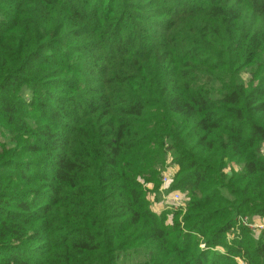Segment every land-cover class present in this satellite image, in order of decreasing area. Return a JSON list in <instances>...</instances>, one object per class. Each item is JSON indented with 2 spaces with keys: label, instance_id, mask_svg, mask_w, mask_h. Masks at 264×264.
<instances>
[{
  "label": "trees",
  "instance_id": "16d2710c",
  "mask_svg": "<svg viewBox=\"0 0 264 264\" xmlns=\"http://www.w3.org/2000/svg\"><path fill=\"white\" fill-rule=\"evenodd\" d=\"M263 149L264 0H0V264H264Z\"/></svg>",
  "mask_w": 264,
  "mask_h": 264
},
{
  "label": "rangeland",
  "instance_id": "374dc122",
  "mask_svg": "<svg viewBox=\"0 0 264 264\" xmlns=\"http://www.w3.org/2000/svg\"><path fill=\"white\" fill-rule=\"evenodd\" d=\"M243 78L245 80L248 79V75L245 73L243 74ZM28 92V91H26ZM165 148H167V146H165ZM262 153L264 154V149L262 150ZM166 158H165V165L164 168L162 169L160 176L161 175H166L170 178V181L167 185H164L161 180H160V184L155 187V188H151L149 187V190H153V194L150 195V208L158 213V214H164L165 216H167V221L166 223H171L172 219L177 218V220H179L181 222V218L183 215L186 214V209L188 206V203L190 201V195L187 191L185 190H176V189H172V176L174 175V173L177 171V165L173 162V157L175 155H173L172 151H167L166 152ZM230 167H232L233 169H237L240 170L241 166L235 162H231L229 163V165L226 166V168L224 169L225 171L229 169V174L230 172ZM228 174V175H229ZM219 189V194L229 197L227 192H225L224 190ZM178 191L179 194L182 197V204L177 206L174 205L173 202L170 199L169 193L170 192H175ZM250 219H257L255 221H260V219H264V218H260V217H251ZM260 222H264V220H261ZM263 231V230H261ZM261 231H259L258 233H253L255 235H258L259 233H261ZM229 236H231V234H227L226 235V241L231 240V238H229ZM201 247H203V245H200ZM212 250L214 252L220 253L223 251V249L221 247H213ZM241 261V260H240ZM242 262V261H241ZM244 263V262H242Z\"/></svg>",
  "mask_w": 264,
  "mask_h": 264
},
{
  "label": "built area",
  "instance_id": "2783aa9c",
  "mask_svg": "<svg viewBox=\"0 0 264 264\" xmlns=\"http://www.w3.org/2000/svg\"><path fill=\"white\" fill-rule=\"evenodd\" d=\"M160 180L164 185H167L170 181V178L163 174L160 176ZM169 196L174 205L179 206L182 204V197L178 191L170 192ZM235 220L236 228H238L239 226H243L253 233H258L259 231L264 230V222H260L264 219H260V221H255L257 219H250L248 216H238ZM232 236L233 233L231 234V236H229V238H231ZM238 262L239 264H244L240 260H238Z\"/></svg>",
  "mask_w": 264,
  "mask_h": 264
}]
</instances>
